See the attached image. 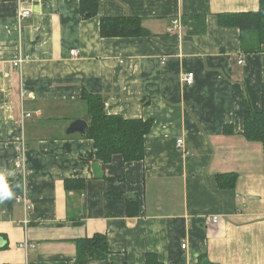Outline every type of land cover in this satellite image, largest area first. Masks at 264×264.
<instances>
[{
    "label": "crops",
    "instance_id": "obj_1",
    "mask_svg": "<svg viewBox=\"0 0 264 264\" xmlns=\"http://www.w3.org/2000/svg\"><path fill=\"white\" fill-rule=\"evenodd\" d=\"M98 2L86 17L80 0H0V173L13 191L0 203V264H75L78 240L95 234L110 253L88 264H146L150 253L163 264H264V145L244 136L245 102L262 106L264 45L244 53L240 29L218 24L262 0ZM20 5L32 11L22 20ZM103 17H138L148 33L103 36ZM85 91L108 114L154 120L143 160L103 163L93 139L67 134L88 115ZM234 174L235 186L220 185ZM120 193L139 200L137 214Z\"/></svg>",
    "mask_w": 264,
    "mask_h": 264
},
{
    "label": "trees",
    "instance_id": "obj_2",
    "mask_svg": "<svg viewBox=\"0 0 264 264\" xmlns=\"http://www.w3.org/2000/svg\"><path fill=\"white\" fill-rule=\"evenodd\" d=\"M99 0H80L81 11L84 16L96 15L99 9ZM199 21L195 31L204 32L205 19L193 17ZM218 24L222 27H236L241 31L242 50L244 53H256L262 50L264 45V0L257 12L230 13L218 16ZM199 27V28H198ZM201 28V29H200ZM103 36H140L148 33L143 29L142 21L138 17L109 19L103 17L101 30ZM262 106L255 111L247 100L244 106V136L247 140L257 141L264 145V83L261 92ZM82 101L87 105V114L90 115L89 126L86 130V138L94 140L96 156L103 163L111 161L114 155L121 154L127 162L143 160L145 156V137L151 131L153 119H127L122 115L108 114L105 102L100 94L85 91ZM227 133H231L230 127H225ZM220 185L235 186L236 175L231 176L229 182L219 178ZM70 187L72 180L66 182ZM117 199H125L120 193L115 195ZM127 212L131 215L138 213L140 202L138 199H125ZM78 252L75 264H88L93 260L107 261L110 253L108 238L104 234H95L92 238H82L77 242ZM199 264H214L204 255H199ZM146 264H163L157 255L150 253L146 257ZM108 264H120L108 262ZM127 264V263H122Z\"/></svg>",
    "mask_w": 264,
    "mask_h": 264
},
{
    "label": "built area",
    "instance_id": "obj_3",
    "mask_svg": "<svg viewBox=\"0 0 264 264\" xmlns=\"http://www.w3.org/2000/svg\"><path fill=\"white\" fill-rule=\"evenodd\" d=\"M32 14V11L31 9H27V8H24L22 5H20V8L18 10V19L22 20V19H25L27 17H29L30 15ZM181 24L180 23H175L174 24V28L175 29H181ZM80 54V51L78 49H73L71 51V55L73 56H79ZM244 60H240L239 62L240 63H243ZM25 59L24 57L20 54L15 60H14V66L16 67H19V68H22L23 65L25 64ZM183 80L184 82L187 84V85H191L194 83L195 81V73L192 71V72H188V74H185L184 77H183ZM23 116H31L30 113H24ZM177 143L179 146L183 145V139L179 138L177 140ZM16 167L19 169H25V162H24V158L22 157L21 159H19L16 163ZM16 202L18 203H22L24 206H25V210L26 212H29L30 209L32 208V205L30 203V200H29V197L27 196V194H22L20 196H18L16 198ZM219 221V216H214L213 217V222H218ZM25 223L28 224L29 223V219L25 218ZM183 244V248H186L187 244L186 243H182ZM35 247V245L33 243H31L27 238L23 241H21V243L19 244V248H24L27 252L30 250V249H33Z\"/></svg>",
    "mask_w": 264,
    "mask_h": 264
},
{
    "label": "water",
    "instance_id": "obj_4",
    "mask_svg": "<svg viewBox=\"0 0 264 264\" xmlns=\"http://www.w3.org/2000/svg\"><path fill=\"white\" fill-rule=\"evenodd\" d=\"M90 115H85L83 118L76 119L66 129L67 134L80 133L83 137L87 136V128L89 126Z\"/></svg>",
    "mask_w": 264,
    "mask_h": 264
},
{
    "label": "clouds",
    "instance_id": "obj_5",
    "mask_svg": "<svg viewBox=\"0 0 264 264\" xmlns=\"http://www.w3.org/2000/svg\"><path fill=\"white\" fill-rule=\"evenodd\" d=\"M13 173H9L12 175ZM13 197V191L9 188L8 184L5 182L4 173H0V203L5 200H9Z\"/></svg>",
    "mask_w": 264,
    "mask_h": 264
}]
</instances>
